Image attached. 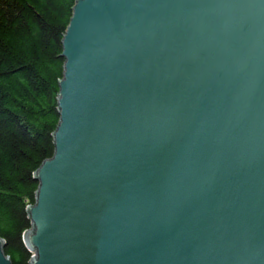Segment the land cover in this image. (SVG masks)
Masks as SVG:
<instances>
[{"label": "water", "instance_id": "water-1", "mask_svg": "<svg viewBox=\"0 0 264 264\" xmlns=\"http://www.w3.org/2000/svg\"><path fill=\"white\" fill-rule=\"evenodd\" d=\"M61 45L29 264H264V0H76Z\"/></svg>", "mask_w": 264, "mask_h": 264}, {"label": "trees", "instance_id": "trees-1", "mask_svg": "<svg viewBox=\"0 0 264 264\" xmlns=\"http://www.w3.org/2000/svg\"><path fill=\"white\" fill-rule=\"evenodd\" d=\"M75 1L0 0V239L11 264L34 256L23 243L27 208L54 153L61 41Z\"/></svg>", "mask_w": 264, "mask_h": 264}]
</instances>
